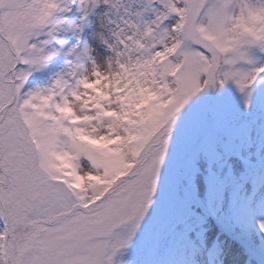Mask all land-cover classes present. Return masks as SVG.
<instances>
[{
	"label": "snow or ice",
	"instance_id": "snow-or-ice-1",
	"mask_svg": "<svg viewBox=\"0 0 264 264\" xmlns=\"http://www.w3.org/2000/svg\"><path fill=\"white\" fill-rule=\"evenodd\" d=\"M0 264H264V0H0Z\"/></svg>",
	"mask_w": 264,
	"mask_h": 264
}]
</instances>
